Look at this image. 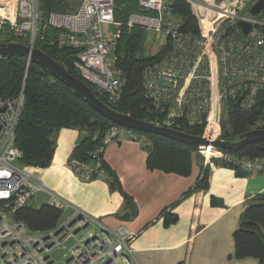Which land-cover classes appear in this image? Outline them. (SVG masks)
Segmentation results:
<instances>
[{"label":"built area","instance_id":"2783aa9c","mask_svg":"<svg viewBox=\"0 0 264 264\" xmlns=\"http://www.w3.org/2000/svg\"><path fill=\"white\" fill-rule=\"evenodd\" d=\"M174 1L139 0L141 11L131 13L125 24L163 34V44L169 41L161 59L143 70L145 96L155 117L151 122L176 129L181 122L188 126L204 122L203 137L211 142L221 132L223 99L244 88L241 106L250 110L264 88V19L251 13L258 0H185L198 20L199 33L185 32L182 15L173 10ZM115 8L116 0H81L75 11H51L47 24L41 25L39 0H0V42L26 41L34 47L41 29L54 28L57 49L77 51L73 65L82 80L117 104L125 78L115 65L123 25L115 18ZM240 20L252 24L247 34ZM23 105V89L17 95L0 96V264H136L132 246L136 233L124 224L115 228L102 224L99 231L91 230L92 218L81 209L49 231H32L14 218L45 188L44 167L20 163L23 152L16 144V129ZM111 141L136 142L148 151L154 147L147 133L111 123L102 144L92 152L93 164L72 160L83 178L107 177L102 160ZM198 149L204 168L232 164L246 173H264V156H239L211 143ZM55 247L66 250L62 263L51 255Z\"/></svg>","mask_w":264,"mask_h":264},{"label":"trees","instance_id":"16d2710c","mask_svg":"<svg viewBox=\"0 0 264 264\" xmlns=\"http://www.w3.org/2000/svg\"><path fill=\"white\" fill-rule=\"evenodd\" d=\"M41 25L47 24L51 11H65V0H39ZM173 10L182 15V30L199 33V24L190 4L185 0H175ZM139 0H116L115 18L122 22V35L116 46V67L124 72L125 84L122 99L117 104L108 102L102 95L98 97L116 110L130 114L141 120L152 121V104L145 96L143 70L147 64L157 62L169 49L166 41L156 54L145 53V42L149 36L147 29L128 27L125 22L133 12H139ZM264 19V9L257 14ZM57 31L47 26L41 29L34 41V47L45 51L60 62L71 74L81 78L74 68L75 50H59L54 45ZM26 44V41H22ZM82 79V78H81ZM24 90V105L16 129V144L22 150L20 163L48 167L55 153V137L62 128H78L82 137L75 145L72 158L83 163H94L92 152L102 144L106 128L113 123L100 115L87 102L63 82L55 78L48 70L25 56L0 57V96H13ZM245 95L244 88H236L234 95H228L222 101L223 116L219 138L236 141L239 137L256 128L264 121V88L256 96L250 110L241 106ZM205 123L188 126L181 122L178 130L196 136H204ZM153 140L154 147L149 150L147 166L150 169H161L181 175H190L198 146L179 142L161 135L147 133ZM233 152V151H229ZM239 156H264V142L250 143L239 151ZM224 166V165H223ZM234 167L238 173H246ZM102 168L113 188L121 189L117 177L102 160ZM206 173L199 180V186L206 187ZM92 176L91 178H95ZM63 209L45 203L39 208L27 205L14 213V218L23 220L32 231H49L59 225ZM175 220L171 218V221ZM236 256L255 257L259 264H264V194L257 195L250 201L244 211L237 229L234 232Z\"/></svg>","mask_w":264,"mask_h":264},{"label":"crops","instance_id":"0c3cea01","mask_svg":"<svg viewBox=\"0 0 264 264\" xmlns=\"http://www.w3.org/2000/svg\"><path fill=\"white\" fill-rule=\"evenodd\" d=\"M81 137L78 128L59 130L53 161L42 173L45 188L38 193L43 200L31 206L53 204L67 211L66 218L81 209L92 218L94 231L102 224L126 225L136 233V264H259L255 257L236 256L234 232L247 204L264 194V173L242 174L225 165L204 168L196 156L190 175L150 169L147 149L111 141L103 161L119 180L117 189L107 179L83 178L72 166ZM204 171L206 180L200 183L206 187L199 186Z\"/></svg>","mask_w":264,"mask_h":264},{"label":"water","instance_id":"95a60500","mask_svg":"<svg viewBox=\"0 0 264 264\" xmlns=\"http://www.w3.org/2000/svg\"><path fill=\"white\" fill-rule=\"evenodd\" d=\"M264 9V0H258L252 7L251 13L259 14ZM239 26L243 32L247 34L252 28V24L246 21H239ZM25 56L32 59L37 64L48 70L55 78L70 87L76 95L87 102L100 115L108 118L113 123L131 127L133 129L167 137L179 142L193 144V145H207L211 143L216 148H221L227 151H239L243 146L250 143L264 142V128H256L242 134L236 141H228L223 139H216L209 141L203 136H196L176 128H169L156 125L147 120H141L134 116L120 112L115 108L104 103L95 91L81 78L71 74L60 62L48 55L45 51L30 47L20 42H0V57L7 56ZM61 230L58 229L56 233Z\"/></svg>","mask_w":264,"mask_h":264},{"label":"rangeland","instance_id":"374dc122","mask_svg":"<svg viewBox=\"0 0 264 264\" xmlns=\"http://www.w3.org/2000/svg\"><path fill=\"white\" fill-rule=\"evenodd\" d=\"M80 3H81V0H65L64 10L68 12L75 11ZM148 33H149V36L145 42V53L153 55V54H156L162 48L164 37H163V34H157L150 30L148 31ZM211 122H213V120H211ZM263 124H264V121H260V123H258L257 125H263ZM196 157L201 158L203 163H205L204 157L202 156L201 153H199V149L197 150ZM42 200H43V195L40 193H37L33 197L32 201L30 202V205L37 206V204H40ZM66 216H67V211H64L61 219L64 220ZM84 233L85 232H83L82 235H85ZM65 253H66L65 249L58 248V247H55L51 250V255L54 257V259L57 262H60V263H62V261L65 259L64 258Z\"/></svg>","mask_w":264,"mask_h":264},{"label":"bare ground","instance_id":"6f19581e","mask_svg":"<svg viewBox=\"0 0 264 264\" xmlns=\"http://www.w3.org/2000/svg\"><path fill=\"white\" fill-rule=\"evenodd\" d=\"M211 120H212V118H211Z\"/></svg>","mask_w":264,"mask_h":264}]
</instances>
